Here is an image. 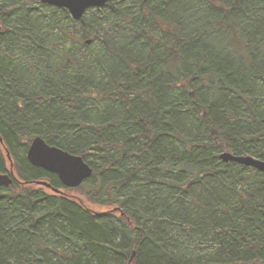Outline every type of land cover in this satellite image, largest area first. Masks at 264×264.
Segmentation results:
<instances>
[{
  "label": "trees",
  "instance_id": "16d2710c",
  "mask_svg": "<svg viewBox=\"0 0 264 264\" xmlns=\"http://www.w3.org/2000/svg\"><path fill=\"white\" fill-rule=\"evenodd\" d=\"M0 137V264H264V173L219 158L264 161V2L1 0Z\"/></svg>",
  "mask_w": 264,
  "mask_h": 264
},
{
  "label": "water",
  "instance_id": "95a60500",
  "mask_svg": "<svg viewBox=\"0 0 264 264\" xmlns=\"http://www.w3.org/2000/svg\"><path fill=\"white\" fill-rule=\"evenodd\" d=\"M259 1L264 2V0ZM41 2L52 7L66 9L71 18L77 21L81 19L87 10L102 7L107 0H41ZM0 144H2L1 137ZM6 157L9 162V169L7 173H0V187L8 186L17 180L8 152L6 153ZM26 158L32 166L57 175L61 184L67 188L79 187L92 174L91 166L81 156L70 154L55 146H50L40 137H35L31 140L26 151ZM219 158L224 163L235 162L264 173V161L252 156H238L230 152H222ZM34 183L51 188L55 193L60 192V190L50 187V184L45 181H34Z\"/></svg>",
  "mask_w": 264,
  "mask_h": 264
},
{
  "label": "rangeland",
  "instance_id": "374dc122",
  "mask_svg": "<svg viewBox=\"0 0 264 264\" xmlns=\"http://www.w3.org/2000/svg\"><path fill=\"white\" fill-rule=\"evenodd\" d=\"M0 2H1V0H0ZM44 9H45V8L41 7V8H40V11H41V10H44Z\"/></svg>",
  "mask_w": 264,
  "mask_h": 264
}]
</instances>
